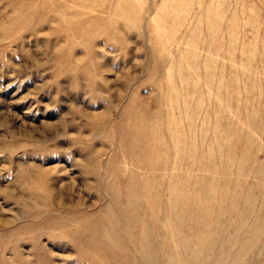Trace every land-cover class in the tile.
Instances as JSON below:
<instances>
[{"label": "rangeland", "instance_id": "374dc122", "mask_svg": "<svg viewBox=\"0 0 264 264\" xmlns=\"http://www.w3.org/2000/svg\"><path fill=\"white\" fill-rule=\"evenodd\" d=\"M167 263L264 264V0H0V264Z\"/></svg>", "mask_w": 264, "mask_h": 264}, {"label": "bare ground", "instance_id": "6f19581e", "mask_svg": "<svg viewBox=\"0 0 264 264\" xmlns=\"http://www.w3.org/2000/svg\"><path fill=\"white\" fill-rule=\"evenodd\" d=\"M173 238V237H172ZM175 251H176V249H175ZM184 256V255H183ZM171 261V260H170ZM168 264V263H167Z\"/></svg>", "mask_w": 264, "mask_h": 264}]
</instances>
